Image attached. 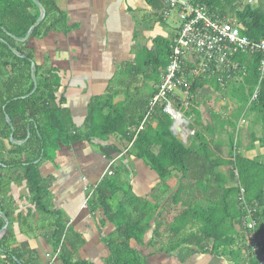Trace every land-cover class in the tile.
Segmentation results:
<instances>
[{"label":"trees","instance_id":"16d2710c","mask_svg":"<svg viewBox=\"0 0 264 264\" xmlns=\"http://www.w3.org/2000/svg\"><path fill=\"white\" fill-rule=\"evenodd\" d=\"M38 1L45 8V17L34 28L30 39L43 38L50 31L68 32L70 27L67 26L65 13L57 6V0ZM194 1L204 6L209 14L230 19L240 26L241 33L249 39L264 40L262 1L257 4L253 0ZM38 17L39 9L32 0H0V163L6 168L22 171L30 192L39 202L42 179L35 161L52 158L60 145L91 141L94 138L107 139L109 135L119 136L130 144V148L122 155L144 160L158 175L163 189H169V180H177L178 189L169 202L180 209L167 230H164L169 233L167 243L156 240L159 251L168 253L180 245L189 244L202 251L210 249L214 254L224 250L236 259L235 262L241 258L242 264L247 261L258 264L249 253L248 230L242 225L245 212L239 197L240 189L243 188L244 201L256 211V232L264 244V161L258 157H246L240 150L237 134L238 122H245L252 115L254 117L249 120V125L260 126V137L256 138L255 133H252L251 146L257 140L264 147V77L260 80L259 71L262 54H237L234 59L244 67V75L224 88L214 83L213 79L206 82L189 80L191 95L187 107L171 98L172 104L183 116L192 119L194 134L187 143H181L174 136L171 130L173 119L163 111L164 103L153 109L143 129L139 130L147 112V103L155 92L141 104L140 110L134 108L130 100L114 104L112 97L106 101L102 96L94 98L84 121L85 130L82 131L73 125L69 109L63 107V99L56 97L59 85L54 70L36 64L33 50L28 46L30 39L26 42L15 39L24 38ZM156 42L158 57H151V61L146 64L151 63L156 71L163 72L169 62L170 43L165 38H158ZM32 63H35L37 88L31 95L24 97L34 86ZM210 84L221 97L225 96L232 103L233 111L227 116H211V122L204 123L196 96L200 88ZM255 92L257 95L253 99ZM105 108L109 109L107 114H103ZM28 127L29 138L26 142H10L11 134L16 141L25 140ZM223 134L226 139L222 138ZM216 137L218 141L214 142ZM4 140L9 142V148ZM220 167H228V171L221 173L218 170ZM126 172V165H122L117 178L113 177L114 173L111 176L106 174L93 195V199L97 198L96 204L102 207L110 221H115L119 231L121 243L109 242L111 255L107 264H145V259L130 248L129 240L135 238L139 243L142 242L150 227L151 213L157 207L147 201H142L141 205L139 199L134 200L128 179L121 181L119 178L121 173ZM118 186L126 195L125 203H120L119 207L123 206V209L111 212L113 198L110 194L118 191ZM130 208L133 210L130 211ZM234 225H238L239 230ZM1 228L0 224V231ZM184 230H188L187 234H182ZM62 231L63 227L57 230L58 237ZM155 231L156 237L157 228ZM6 238V235L1 238L0 250ZM160 240L164 241L161 237ZM154 241L153 245L156 244ZM62 249L61 256L64 255ZM5 252L10 255V260L13 258L18 261L15 253ZM61 258L65 264H88Z\"/></svg>","mask_w":264,"mask_h":264},{"label":"crops","instance_id":"0c3cea01","mask_svg":"<svg viewBox=\"0 0 264 264\" xmlns=\"http://www.w3.org/2000/svg\"><path fill=\"white\" fill-rule=\"evenodd\" d=\"M259 1L264 5V0H253V3ZM56 2L65 13L70 29L68 32L50 31L43 38H31L28 46L33 50L37 65L52 68L56 73L59 85L56 97L63 99V107L69 109L73 125L85 130L84 121L96 97L102 96L105 101L112 97L114 104L130 100L133 107L140 110L141 104L156 92L159 82V78L156 81L151 79V75L157 72L156 67L146 64L151 57H158L156 39L165 38L170 43L177 30L172 37L167 34L166 20L160 17L161 1ZM140 59H144L142 65ZM158 73L160 77L162 70ZM196 101L200 103L204 123H210L211 116H227L233 111L232 103L225 96L221 97L211 84L198 90ZM133 107L130 108L132 113ZM108 110L105 108L103 114ZM245 123L248 132L243 135L247 140L242 139L244 143H241L240 150L249 159L258 157L264 161V147L257 140L252 146L250 143L252 133L256 138L260 137V126L249 125V120ZM217 138L214 142L218 141ZM222 138L226 139V136ZM4 143L9 148V142L4 140ZM129 148L125 139L115 135L60 145L52 158H41L37 162L42 179L39 202L30 192L22 171L6 168L0 163V213L8 221L6 230L0 231V240L7 236L0 250V264H65L61 257L71 258L73 262L107 264L111 255L109 242L121 243L119 231L115 221H110L102 207L96 204L97 198L93 199V195L107 170L112 171L109 176L114 173L113 177L117 178L122 165H126L128 172L121 173L119 178L121 181L128 179L134 200L139 199L141 205L142 201H147L157 206L151 213L150 227L142 242L135 238L129 240L130 248L145 259V264H242L241 258L235 262L236 259L224 250L214 254L210 249L202 251L189 244L180 245L168 253L159 251L156 240L167 243L169 233L164 230L180 209L169 202L178 189L177 180H169V189H163L158 175L144 160L122 155ZM218 170L226 173L228 167ZM117 189L115 193H109L113 198L111 212L123 209L119 206L125 203V193L119 186ZM85 199L87 204L84 206ZM0 224L5 225L2 216ZM60 227L63 231L58 237ZM234 228L239 230L238 225ZM159 232L162 235H158ZM154 240L156 244L153 245ZM5 251L15 253L18 261L10 260ZM243 253L242 248V256Z\"/></svg>","mask_w":264,"mask_h":264},{"label":"built area","instance_id":"2783aa9c","mask_svg":"<svg viewBox=\"0 0 264 264\" xmlns=\"http://www.w3.org/2000/svg\"><path fill=\"white\" fill-rule=\"evenodd\" d=\"M160 1L161 19L164 21L173 13L179 25L169 44V62L159 77L156 92L147 103V112L139 130L143 129L153 109L164 103L163 111L173 119V129L179 128V131H174L175 135L187 141L194 134V130L189 127L192 119L185 118L172 104L171 98L187 107L191 95L189 80L215 79L224 88L229 82L240 79V75H244V67L234 59L239 53L262 54L259 67L261 80L264 77V40L249 39L241 33L240 26L228 18L209 14L204 6L194 0ZM256 95L255 92L252 98ZM106 174L110 175V170ZM243 195L244 189L241 188L239 200L245 212L242 225L248 230L249 253L258 264H264V244L256 232V211L248 207ZM86 204L87 199L84 200V206Z\"/></svg>","mask_w":264,"mask_h":264},{"label":"water","instance_id":"95a60500","mask_svg":"<svg viewBox=\"0 0 264 264\" xmlns=\"http://www.w3.org/2000/svg\"><path fill=\"white\" fill-rule=\"evenodd\" d=\"M34 3H35V5L38 7V9H39V17L37 18V20H36V22L30 27V29L28 30V32H27V34L25 35V37L24 38H15L17 41H19V42H26V41H28L29 39H30V37H31V35H32V32H33V30H34V28L44 19V17H45V8L43 7V5L38 1V0H32ZM12 51L15 53V54H17L18 56H20V54L19 53H17L15 50H13L12 49ZM34 67H35V63H32L31 64V77H32V80H33V84H34V86H33V89H32V91L28 94V95H26V96H24V97H27V96H29V95H31L35 90H36V88H37V82H36V79H35V75H34ZM6 120H7V122H8V124H9V126L12 128V123L10 122V120L8 119V117L6 116ZM185 121H186V119H184ZM173 125H174V122H173ZM173 125H172V127H171V130H172V132H173V134L175 135V133H174V131L176 130V131H179V128H175V130L173 129ZM28 138H29V127H28V134H27V137L25 138V140H23V141H16V140H14L13 139V134H11L10 135V137H9V140H10V142L11 143H15V144H22V143H24V142H26L27 140H28ZM40 160V159H39ZM39 160H37V161H35V163H37V162H39ZM0 216H2L4 219H5V225L2 227V232L4 231V230H6V228L8 227V221H7V219H6V217L2 214V213H0Z\"/></svg>","mask_w":264,"mask_h":264},{"label":"rangeland","instance_id":"374dc122","mask_svg":"<svg viewBox=\"0 0 264 264\" xmlns=\"http://www.w3.org/2000/svg\"><path fill=\"white\" fill-rule=\"evenodd\" d=\"M178 25H179V23H178V21L177 20H175V15L172 13L171 14V17L170 18H168V19H166V21H165V24H164V26H165V28L167 29V31H168V35H169V37L171 36H174V31L177 29V27H178ZM143 58H144V56H143ZM144 61V59H140V62H139V64L140 65H142V62ZM158 78H159V73H158V71L154 74V75H151V79L152 80H154V81H156V80H158ZM144 92V91H143ZM252 116V115H251ZM253 117L254 116H252L249 120H253ZM240 124L241 125H239L238 126V139H239V145L241 144V143H244V142H242V139L243 140H247V137H244V135H243V132H248V129L246 128V123L245 122H240ZM189 127H190V129H193V124H192V122L190 123V125H189ZM224 136H226L225 134H223ZM178 140H180L181 141V143H183L184 144V141L182 140V137H180L179 135L177 136V135H174ZM247 263L249 264L250 262H248L247 261ZM250 264H252V263H250Z\"/></svg>","mask_w":264,"mask_h":264}]
</instances>
